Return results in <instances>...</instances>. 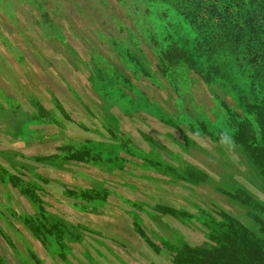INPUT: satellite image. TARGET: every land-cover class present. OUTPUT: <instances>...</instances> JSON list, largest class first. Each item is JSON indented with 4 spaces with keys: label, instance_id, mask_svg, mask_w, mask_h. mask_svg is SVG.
<instances>
[{
    "label": "rangeland",
    "instance_id": "rangeland-1",
    "mask_svg": "<svg viewBox=\"0 0 264 264\" xmlns=\"http://www.w3.org/2000/svg\"><path fill=\"white\" fill-rule=\"evenodd\" d=\"M64 1L0 0V264L264 255V0Z\"/></svg>",
    "mask_w": 264,
    "mask_h": 264
},
{
    "label": "trees",
    "instance_id": "trees-1",
    "mask_svg": "<svg viewBox=\"0 0 264 264\" xmlns=\"http://www.w3.org/2000/svg\"><path fill=\"white\" fill-rule=\"evenodd\" d=\"M222 10L223 13L229 14L226 9ZM261 77L263 81L264 76ZM262 148L264 149V144ZM242 230L243 232L238 233L235 239L224 247L227 253L223 260L221 257L220 262L214 264H263V247L253 239L254 234L247 232L246 227ZM192 261V264H209L202 257H195Z\"/></svg>",
    "mask_w": 264,
    "mask_h": 264
},
{
    "label": "crops",
    "instance_id": "crops-1",
    "mask_svg": "<svg viewBox=\"0 0 264 264\" xmlns=\"http://www.w3.org/2000/svg\"><path fill=\"white\" fill-rule=\"evenodd\" d=\"M37 4H43V6L54 5L63 7L66 9L65 13H67L65 16H68L72 13L68 10V6L64 0H8V5L11 8L13 7L15 12H18V18L16 17L17 20H22L33 26H35L37 23L42 24L45 21V24L49 26L48 28L51 30L53 35L59 33V22L56 21V17H53L52 14L48 12H43L42 7H38ZM73 15L71 14L70 16L73 18ZM35 31L38 33V35H42V32L39 30Z\"/></svg>",
    "mask_w": 264,
    "mask_h": 264
}]
</instances>
